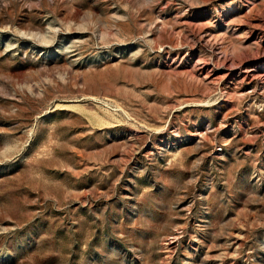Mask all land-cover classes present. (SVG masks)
Here are the masks:
<instances>
[{"label": "rangeland", "instance_id": "rangeland-1", "mask_svg": "<svg viewBox=\"0 0 264 264\" xmlns=\"http://www.w3.org/2000/svg\"><path fill=\"white\" fill-rule=\"evenodd\" d=\"M0 264H264V0H0Z\"/></svg>", "mask_w": 264, "mask_h": 264}, {"label": "bare ground", "instance_id": "bare-ground-1", "mask_svg": "<svg viewBox=\"0 0 264 264\" xmlns=\"http://www.w3.org/2000/svg\"><path fill=\"white\" fill-rule=\"evenodd\" d=\"M41 39H43V38H41ZM46 39L44 38V41H45Z\"/></svg>", "mask_w": 264, "mask_h": 264}]
</instances>
